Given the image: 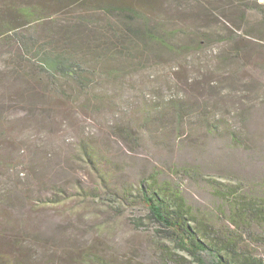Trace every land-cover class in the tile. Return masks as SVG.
Masks as SVG:
<instances>
[{"label": "rangeland", "instance_id": "rangeland-1", "mask_svg": "<svg viewBox=\"0 0 264 264\" xmlns=\"http://www.w3.org/2000/svg\"><path fill=\"white\" fill-rule=\"evenodd\" d=\"M128 1L171 51L152 36L124 55L94 49L86 90L61 82L55 92L0 45V264H154L155 225L118 198L124 186L177 175L188 201L210 209L209 182L264 181V41L236 27L243 15L264 27V8L250 10L264 0ZM89 13L90 33H111L116 14ZM79 15L52 17L44 30ZM168 99L189 106L178 129L169 111L157 128Z\"/></svg>", "mask_w": 264, "mask_h": 264}, {"label": "trees", "instance_id": "trees-1", "mask_svg": "<svg viewBox=\"0 0 264 264\" xmlns=\"http://www.w3.org/2000/svg\"><path fill=\"white\" fill-rule=\"evenodd\" d=\"M2 1L0 45L13 47L18 59L26 58L34 73L42 75L47 86L55 92L61 82L83 90L93 84L88 70L99 60L94 57V49L99 55L108 51L115 56L124 55L126 49L136 47L137 38L152 36V42L171 51L164 38L145 29L147 18L128 0ZM242 4L248 5L242 0L237 1V5ZM259 6L264 8L255 1L250 10L258 12ZM73 9L80 11L79 17H75L76 22L70 23L73 26L57 30L50 26L48 32L44 30L46 21L62 16L68 19ZM89 12L106 16L116 14L111 33L108 29L98 36L90 33L92 15ZM137 19L141 28L131 26ZM239 21L242 24L239 22L236 27L244 36L253 35L258 41H264V27L248 25L244 15ZM183 49L189 48L185 45ZM61 93L63 95V91ZM163 111H169L176 118L178 129L182 117L188 115L189 106L177 99L161 100L157 109V128L161 127ZM84 153L95 167L94 154L87 150ZM181 181L177 175L172 180L152 173L142 177L136 187L124 186L121 193L116 194L123 203L141 206L146 210L145 218L155 225L154 264H264V181L257 184L208 181L215 201L210 209L192 205L183 193ZM136 224L143 225L140 221ZM15 264L40 263L28 256ZM46 264L54 262L48 260Z\"/></svg>", "mask_w": 264, "mask_h": 264}]
</instances>
